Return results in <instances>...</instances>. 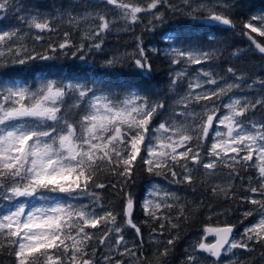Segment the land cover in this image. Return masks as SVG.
<instances>
[{
    "label": "snow or ice",
    "instance_id": "6c2138e0",
    "mask_svg": "<svg viewBox=\"0 0 264 264\" xmlns=\"http://www.w3.org/2000/svg\"><path fill=\"white\" fill-rule=\"evenodd\" d=\"M104 2L121 9L124 19L135 23L139 13L156 9L166 0H149L146 6L138 5L136 0ZM184 2L187 4L189 0ZM7 3L8 0H0V10L5 9ZM220 6L225 9L224 12L215 11L217 5L211 0L197 5L207 12L206 16L201 17L204 21L234 27L233 20L227 14L231 4L225 0ZM96 19L99 24L92 35L99 37L110 29L112 22L99 13ZM153 19L162 21L163 14H157ZM28 23L30 28L41 32L52 30L51 20L39 13L31 16ZM244 28L264 37V14L253 15L244 23ZM250 33L244 34L251 38ZM17 35V32L0 31V42H11ZM40 38L36 37L37 40ZM102 43L100 41L94 47L99 50ZM70 47L74 45L69 33L65 32L63 42L49 45V51H63ZM255 47L264 54V45L255 43ZM83 49L84 45L81 44L72 55L75 57ZM7 51L14 55L13 63L19 65L32 60L53 58L40 53L30 55L22 47H9ZM152 51L157 52L158 49ZM170 51L175 57L172 60L174 64L182 60L200 64L211 58L209 52L200 48L174 47ZM21 52L24 58H19ZM4 55V51H0V57ZM79 58L84 60L83 56ZM133 62L138 69H151L148 55L142 46L138 45ZM116 63L115 58L105 61L108 67ZM228 72H233V69L229 68ZM183 75L177 73L172 83L176 84ZM203 75L207 78L204 84H217V80L211 78V73L204 72ZM65 79L67 82L42 78L35 90L22 81H0V198L10 205L6 211H0V237L13 248L16 264H96L95 249L91 256L88 251L93 238L88 229H98L100 226L107 228L109 223L112 227L104 232L100 244H105L114 232V248L119 250L123 247L120 255L136 258L137 246L134 244L131 248L127 247L122 227L116 224V216L97 204L100 199L98 196L93 194L88 204L77 201L79 196L89 194L90 186L105 187L96 183L97 173L102 167L109 168L112 174L127 184L133 179L138 160L143 161L149 173L159 174L160 170L168 169L173 177L177 176L173 166L179 165L184 170L183 181L191 183L193 177L189 162L193 165L203 164L205 170L215 171L219 163L234 168L237 163L252 161L255 156L261 182L258 187H251L250 192L264 197V122L245 124L240 119L250 109L264 105V98L254 103L236 98L224 105L227 114L217 119L218 125L226 127L227 131H215L213 143L207 148V158L210 159L204 163L201 143L209 137L219 111L214 102L212 107L205 103L201 113H191V123L172 119L151 130L154 117L164 108L163 102L151 101L131 84L127 86L129 90L121 96L110 89L99 87L102 82L96 80L89 87L71 78ZM204 84L199 82V78L190 82L187 96L181 97L178 103L185 104L187 108L189 100L197 104L200 101H213V98L218 99L234 87H239L225 82V87H217L214 91H195L203 89ZM69 97L76 101L73 107L84 112L79 119H69L71 110L66 107V98ZM177 116H185V113H178ZM144 152L146 157L142 154ZM43 191L62 195L48 197L40 194ZM217 191V188H213V192ZM29 198H39L43 203L39 206L30 205ZM167 198H173L176 202L179 200L165 193ZM245 199L258 206V221L245 228L240 240L232 238L233 226L207 227L205 232L214 234L216 241L212 244L200 242L197 246L199 250L219 259L222 252L231 253L238 248L250 250V243L264 244V199ZM134 206L133 194L127 192L124 203L126 224L140 236L141 229L132 220ZM161 207L171 208L173 205L151 200L144 203L146 214L152 219L160 218L153 209L159 210ZM244 215L252 216L253 212L248 211ZM164 218L170 222V218ZM163 227L162 223L161 229ZM174 239L168 240L167 244L172 245ZM168 253L169 248L165 247L160 257ZM104 259L107 264H111L110 256L106 255ZM187 261L188 264H197L196 258L191 255ZM115 264L125 262L116 260ZM141 264L144 262L141 261Z\"/></svg>",
    "mask_w": 264,
    "mask_h": 264
},
{
    "label": "trees",
    "instance_id": "16d2710c",
    "mask_svg": "<svg viewBox=\"0 0 264 264\" xmlns=\"http://www.w3.org/2000/svg\"><path fill=\"white\" fill-rule=\"evenodd\" d=\"M147 2L149 0H136L140 6H146ZM201 2L208 0H189L187 4L184 0H166L156 9L139 13L135 23L127 20L122 24L121 9L100 1L8 0L7 7L0 10V31L17 32L18 35L11 42H0V51L5 53L0 57V65H3L0 67V81L5 83L13 80L22 81L35 90L39 87L42 78L65 80V82H67L65 78H71L74 82L88 84L89 87H92L91 82L96 80L102 82L99 87L110 89L121 96L129 90L127 86L131 84L141 90L142 94L147 95L151 101L164 103V108L158 111L150 125L151 130L158 128L160 123L172 119L191 123L190 114L201 113L205 103L212 107L214 102L218 107L231 95L253 103L264 98V83H261L264 82V54L255 47V43L264 45V37L258 33H250V30L244 28V23L253 15L264 13V0H227L231 4L227 14L233 20L234 27L220 25L217 22L208 23L201 19L207 15L206 11L197 7ZM211 2L217 5L215 11H225L220 6L225 0H211ZM37 13L51 20L52 30L41 32L29 27L30 17ZM98 13L105 15L112 22L110 29L99 37L92 35V31L99 24L96 19ZM161 13L162 21L153 19L155 15ZM70 18H72L71 22ZM65 32L69 33L74 47L63 51H49V45L63 42ZM245 32H249L251 38L245 35ZM164 34H172L178 45H190L189 47L209 52L211 58L200 64L184 60L179 64L172 63L175 57L165 53L162 48L165 43L160 41ZM37 36L41 38L37 40ZM100 41L103 43L97 50L94 44ZM81 44L84 45V49L77 52L74 57L72 53ZM138 45L146 50L148 62L151 64L150 70L138 69L134 65L133 60ZM9 47L14 49L22 47L30 55L40 53L53 58L32 60L25 65L14 64V55L7 51ZM152 49L158 51L153 52ZM233 53L237 54L233 55ZM81 56L84 60L79 58ZM19 58H24L23 52L20 53ZM113 58L117 60L115 66H106L105 61ZM195 66L200 68L196 69ZM229 68H232L233 72H228ZM196 72H199L201 77H204V72H209L212 74L211 78L217 80V84H210L209 91H214L217 87H225V82L239 87H234L232 91L221 95L218 99L213 98V101H200L197 104L189 100L186 108L185 104L178 101L181 97L187 96L189 83L192 82ZM177 73L185 75L173 84L172 79ZM75 103L72 98H66V107L71 110L70 120L79 119L84 114L82 110L73 107ZM181 112H184L185 116H177ZM247 117H252L254 122H264V105H257L241 118L247 120ZM211 144V133H209L207 140L201 143L204 163L210 159L207 158V148ZM142 154L147 156L146 152ZM173 167L177 172L176 177H173L168 169L160 170L159 174L149 173L143 161L138 160L133 179L127 184L123 183L122 178L112 174L109 168L102 167L97 173L96 183L105 187L90 186L87 196L81 195L77 198L79 203L88 204L93 194L98 196L100 199L97 204L116 216V224L122 227L124 239L129 242L127 247L131 248L134 244L137 246L136 258L120 255L123 251L122 247V251H115L112 254L111 264H115L116 260L124 261L125 264H141V261L144 264H186L185 249L190 238L195 234L207 227L222 225H235L241 229L259 212L257 205L245 199L247 197L264 199L259 194L250 192L251 187H258L261 182L257 167L250 165V161L237 163L234 168L219 163L215 171L205 170L203 164L193 165L189 162L193 177L191 183L183 181L182 167L179 165ZM152 181L162 185L160 194L154 197L153 202L173 205L171 208L153 209L160 217L158 219H152L144 208L148 185ZM213 188H217L218 191L213 192ZM43 192L48 197L53 194ZM127 192H131L135 200L132 220L141 229L140 236H137L135 230L126 224L124 203ZM165 193L178 197V202L173 198L165 199ZM3 202L4 200L0 198V207ZM248 211H252L253 215L246 217L244 214ZM164 217L170 218V222ZM162 223L163 229H161ZM111 227L109 223L107 228L100 226L98 229H88L93 237L88 251L91 256L92 250L95 249L96 264H104L106 255L103 254L108 240L105 244H100L99 241L104 232ZM115 239L114 235L111 241L114 243ZM170 239H174L172 245L167 244ZM165 247L169 248V253L161 258L160 252ZM249 248L250 250L239 249L236 252L234 264L237 262L264 264V244L250 243ZM210 263L216 264L211 258ZM0 264H16L13 248L3 237H0Z\"/></svg>",
    "mask_w": 264,
    "mask_h": 264
},
{
    "label": "rangeland",
    "instance_id": "374dc122",
    "mask_svg": "<svg viewBox=\"0 0 264 264\" xmlns=\"http://www.w3.org/2000/svg\"><path fill=\"white\" fill-rule=\"evenodd\" d=\"M125 0H123L124 2ZM261 14H264V13H261ZM260 15V14H258ZM127 20L124 19V17H122V24L123 22H125ZM122 30H124L123 28V25H122ZM259 34V33H258ZM161 42H167L168 44H164L163 46H165V52L167 53H171V49L174 48V47H181V48H188L186 45L184 46H178L176 43H175V39H173V37L169 36V34H164L162 38H160ZM196 69H199L200 66H195ZM195 76L193 77V80L192 82L196 81L197 78H199V82L204 84V81L206 80V78L204 77H201L200 73L199 72H196L194 73ZM209 85V87H208ZM210 89V84H204V88L203 89H196L195 91L196 92H201V91H209ZM231 99H236V96L234 95H231L229 97H227L225 99V101L218 107L219 111H217L216 113V118H214V121H213V127L212 129L210 130V133H211V141L213 143V136H214V133L216 130H219L221 131L222 133H226L227 129L226 127L224 126H221V125H218V119L219 117H222L223 115L227 114V109L224 107V105L230 103V100ZM242 120V118H240ZM245 124H249L251 122H254L253 118L252 117H247V120H242ZM244 153H241V155H243ZM257 164V161H256V158L254 156L253 160L250 161V165L252 166H256ZM257 167V166H256ZM162 187V185L157 182V181H152L149 185H148V189H147V195H146V199L144 200V203L146 200H151V201H154V197L156 195H159L160 194V188ZM44 196H48L47 194H45L44 192L40 193ZM57 194V193H55ZM60 194H57V195H54V193L51 195V196H58ZM49 196V197H51ZM87 196V195H85ZM21 200H23L24 198H20ZM29 202H30V205H37L39 206L41 203H43V201H41L39 198H36V199H32V198H29ZM9 202L7 201H4L0 207V211H6L7 208L9 207ZM259 219V212L257 213V215L254 217V219L243 225L241 227V229L237 232V234L234 236V239L236 240H240V238L244 235V231H245V228L247 227H250L252 224L256 223ZM116 236V234L113 232L111 233V238L108 240V243L105 244V247L106 250L103 254V256L105 255H110V257L112 256V254L115 252V251H122V247L119 249V250H116L114 248V243L111 241V239L113 238V236ZM213 235L210 234V233H206L205 232V229L202 230L201 232H199L198 234H195L192 238H190V242L189 244L186 246V264H188V261H187V257L188 256H194L196 258V261H197V264H211L210 263V254L204 252V251H201L198 249V244L200 242H204L206 244H210L212 241H213ZM125 241L127 242V245H128V240L125 239ZM239 250L238 249H233L231 253H228V252H224V255L222 257V259L216 263V264H234L235 262V259H236V252ZM107 251V252H106ZM109 253V254H108ZM104 264H107V262L105 261L104 259Z\"/></svg>",
    "mask_w": 264,
    "mask_h": 264
},
{
    "label": "water",
    "instance_id": "95a60500",
    "mask_svg": "<svg viewBox=\"0 0 264 264\" xmlns=\"http://www.w3.org/2000/svg\"><path fill=\"white\" fill-rule=\"evenodd\" d=\"M93 1H100V2H104V0H93ZM132 213H133V210H132ZM224 226H229V225H222V226H217V227H224ZM230 226H233V233H232V236H233V234H234V232L236 231V228H237V226H235V225H230ZM213 236H214V240H213V242L212 243H215V241H216V237H215V235L213 234ZM211 243V244H212ZM223 253V252H222ZM222 256V255H221ZM214 260H219V259H217V258H214V257H212Z\"/></svg>",
    "mask_w": 264,
    "mask_h": 264
},
{
    "label": "bare ground",
    "instance_id": "6f19581e",
    "mask_svg": "<svg viewBox=\"0 0 264 264\" xmlns=\"http://www.w3.org/2000/svg\"><path fill=\"white\" fill-rule=\"evenodd\" d=\"M113 6V5H112ZM169 36L173 37V39H176L172 34H169ZM163 43H166L168 44L167 42H163ZM176 43V42H175ZM163 45V44H162ZM178 45V44H177ZM178 46H181V45H178ZM187 47H189L190 45H186ZM162 48L165 50V46H162ZM166 54H171V53H167L165 52ZM240 229H238V227L236 228V231L234 232L232 238H234V236L237 234V232L239 231Z\"/></svg>",
    "mask_w": 264,
    "mask_h": 264
},
{
    "label": "flooded vegetation",
    "instance_id": "af4514ba",
    "mask_svg": "<svg viewBox=\"0 0 264 264\" xmlns=\"http://www.w3.org/2000/svg\"><path fill=\"white\" fill-rule=\"evenodd\" d=\"M236 34H238V33H236Z\"/></svg>",
    "mask_w": 264,
    "mask_h": 264
}]
</instances>
